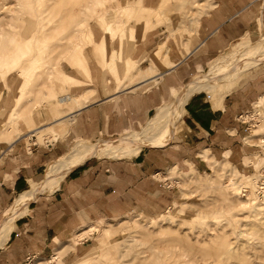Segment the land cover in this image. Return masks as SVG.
Instances as JSON below:
<instances>
[{
    "label": "crops",
    "instance_id": "0c3cea01",
    "mask_svg": "<svg viewBox=\"0 0 264 264\" xmlns=\"http://www.w3.org/2000/svg\"><path fill=\"white\" fill-rule=\"evenodd\" d=\"M161 1L136 0L141 7L153 9ZM203 3L206 6L201 12ZM198 13L195 21L190 20L193 27L188 23L183 29L181 23L172 24L167 18L134 41H121L119 35L112 38L101 26L92 25L95 45L85 50V70L64 75L74 82L71 94L68 92L73 97L71 102L76 99L81 103L71 113L66 112L68 117L73 114L72 117L67 118L66 113L60 117L68 119L64 139L46 141L44 146L35 147L34 142L28 146L26 139L31 140L36 133H31L34 128L28 129L22 123L19 135L0 143V159L10 152L14 154L13 158L0 161V226L16 214L21 197L41 187L49 180L54 165L68 157L65 140L76 138L92 143L101 137L121 135L100 140L115 142L140 133L131 130H138L161 108L178 102L186 88L202 77L187 82L205 71L234 43L246 35L264 34V0H201ZM179 32L187 37L182 38ZM238 77L228 78L226 82ZM263 87V81H252L224 97L217 96L216 102L211 100L209 88L195 92L187 100L177 123L159 142L147 145L137 156L93 157L78 166L63 179L59 189L38 194L14 220L5 244L0 247V264L33 261L43 264L47 260H42L56 253L61 256L76 245L62 258L64 263H69L86 251L85 241L73 244L75 233L84 223L132 214L171 212L181 205V197L169 176L179 171L173 168L165 172L173 166L190 165L198 172H205L210 168L203 159L205 154L216 161L226 159L248 172L249 150L241 145L245 125L240 119L242 112L260 97ZM180 89L174 101L166 104L174 98V91ZM52 119L48 120L51 123L45 121L36 127L43 128L46 122L52 124ZM181 120L182 132L174 138ZM165 139V145L156 146ZM58 158L47 168L48 179L36 180L40 176L33 179ZM159 174H165L164 178H158Z\"/></svg>",
    "mask_w": 264,
    "mask_h": 264
},
{
    "label": "rangeland",
    "instance_id": "374dc122",
    "mask_svg": "<svg viewBox=\"0 0 264 264\" xmlns=\"http://www.w3.org/2000/svg\"><path fill=\"white\" fill-rule=\"evenodd\" d=\"M60 1L59 4L50 3V5L47 0L41 1V4L39 0H0V143L9 142L19 135L22 123H25L28 129H32L41 122L55 118L54 106H58L65 113L72 111L71 101L60 103V100L73 98L70 95L73 80L70 82L67 78L65 80L61 78L58 84L54 85V95L46 97L44 95H50L48 90L53 84L45 72L42 77H38L37 73L43 69L42 62L45 60H51L53 64L50 69L52 76L54 74L69 75L72 71L83 72L86 67L85 50L95 45L91 29L93 24L105 29L106 24L112 21L113 32L105 29L112 38L119 35L121 41L122 39L134 41L158 23L166 21L167 18H170L172 24L181 23L183 29L187 28L188 23L191 27L190 20L195 21L199 16L198 9L201 3V0H189L188 3L186 0H169L165 7L162 5L164 1L162 0L158 8L153 9L141 7L142 5L140 6L136 0H134L135 4L131 0ZM205 6L206 3L200 5L201 12L204 11ZM151 10L161 14L160 18L154 17ZM103 11L107 12L105 19L100 17ZM142 15L145 18H142ZM42 18L44 21L40 20ZM35 25L37 27L43 25L42 32L38 33ZM1 30L4 31L1 32ZM17 31L21 35L15 40L29 43L31 46L29 45L28 48L33 50L34 54H31L36 57V60H32L33 55L30 54L21 65L13 66L10 63V54L4 51L5 46L11 42V37ZM179 33L182 38L187 37L184 33ZM262 35L264 34L244 36L213 60L205 71L193 76L187 83L197 76V78H203L209 74L210 68L221 63L231 53L233 54L241 44L257 41ZM38 41H42L40 54H36ZM77 41L81 43L75 52L77 60H70V51L73 50ZM226 80L227 78H222L208 84L206 89L209 88L207 92L212 101L216 102L217 96L224 97L252 81L264 82V61L246 72L243 71L235 80L229 82ZM1 82H3L2 85ZM27 88L33 89L34 93L26 97L23 93ZM182 89L174 91V98L166 104L172 103ZM263 89L264 87L261 90ZM16 111L20 112L21 118L19 115L13 116ZM44 114L47 115L46 119ZM28 116L31 119H28ZM240 122L245 125L241 145L249 150L246 156V162L250 167L248 172L241 171L226 159L216 161L208 154L203 156L210 167L205 172H198L192 165L170 167L165 174L173 168L179 171V173L171 174L169 180L171 185H175L177 194L181 197V205L171 212L156 215L132 214L117 219L84 223L72 240L73 244L85 241V253L74 261L64 263L62 258L71 249H75V245L61 256L56 253L58 260H61L59 263L264 264V201L259 200L260 197L253 193L255 178L260 175L264 167V91L246 112H242ZM144 126L131 131H142ZM67 127L68 121L64 122L62 128L57 131L59 133L57 138H54L56 131L51 130L48 134L44 133L41 138V135L38 134L39 137H37L36 134L31 140L26 139V143L30 146L34 142L37 147L46 145V141L53 143L60 138L64 139ZM181 132L182 120L176 126L174 138ZM120 136L101 137L92 143H101L103 141L100 140L116 139ZM79 141L76 138L65 140L66 153L70 152ZM166 143L167 139L156 146ZM7 157L13 158L14 154L8 153L0 159L1 163L5 162ZM60 158L43 168L33 179L38 176L40 177L36 180L46 179L47 168ZM108 159L115 158L108 157ZM215 165L218 166L213 170L212 167ZM221 170L224 171L222 174ZM165 174H159L157 177L162 179ZM231 178L242 183V188L231 194L223 193L222 191L227 189H223L222 183L225 185ZM243 188H248L249 191L245 195L242 194ZM167 213L171 215H165ZM48 259L42 260V262L47 260L43 264H59ZM39 262L33 261L30 264H41Z\"/></svg>",
    "mask_w": 264,
    "mask_h": 264
},
{
    "label": "bare ground",
    "instance_id": "6f19581e",
    "mask_svg": "<svg viewBox=\"0 0 264 264\" xmlns=\"http://www.w3.org/2000/svg\"><path fill=\"white\" fill-rule=\"evenodd\" d=\"M39 1L41 4V1H43V0H39ZM47 2L49 4L53 3V5L57 4L58 2L61 3L60 0H47ZM168 3H169V0H164L162 5H164L166 7V5ZM109 7H111V6H109ZM0 11H1V7H0ZM105 11H106V9H105ZM105 11H103L102 15L100 16L102 19H105V17H107V12H105ZM151 11H152V13H154V17L160 18L161 14H159L158 12H156L154 10H151ZM141 17L145 18V16H143V15ZM42 19H40V20L44 21V19L43 20ZM37 24H38V22H37ZM112 25H113L112 21L108 22L105 26V29L112 33L113 32ZM40 26L41 27L36 26V30L38 31V33L42 32V29L44 28L43 25H40ZM19 30L22 31L21 29H19ZM3 31L1 30V32H3ZM11 35H12V33H11ZM20 35L21 34L18 33V31H17L14 34V36L11 37V42L5 46L4 52L10 54V58H11L10 63L13 66L21 65V63L24 62L25 58L29 57V55L31 53H33V50H29V48H28V46L30 45L29 43L25 44V43H22L20 40H15ZM1 38H3L2 34H1ZM41 42L42 41H38L36 43V45H37V48H36L37 53L36 54L41 53L40 52ZM80 44L81 43H78V41H77L73 50L70 51V55H69L70 60L71 59L77 60V58L75 57V54H76L75 52H76V49L79 47ZM70 46H68V47L70 48ZM68 47H67V49H68ZM33 54H31V56ZM32 58H33L32 60H36V57H34V55ZM29 61H30V59H29ZM262 61H264V36L261 37L257 41L245 42V43L241 44L233 54L231 53L221 63L210 68L209 74L204 76L200 81L194 82L192 85H190L186 88L183 97L178 102H175L171 105H167L164 108H161L157 112V114L148 122V125H146L140 133L124 136V137H122V139H120V141H115V142H108V141H103L101 143H91V142H87V141L77 142L74 145V147L70 150L68 157L65 160H63L62 162L54 165V167L50 173L49 180H47L45 183H43L41 185V187H37V188L33 189V191L28 192L21 197L19 208H18L16 214L10 216L0 226V247H2L5 244V242L8 238V235L12 229V225H13L14 220L17 219L20 215H22L26 211L27 206L36 198V196L38 194H40L41 192H47V193L55 192L57 189H59L60 184L62 183L63 179L70 172H72L78 166L82 165L87 160H89L93 157H105V156H107V158L111 157V158H115V159H123V158H132L134 156H137L140 153V151H142V149L144 147H146L147 145L155 144V143L159 142L167 134V132L170 130V128L173 127L177 123V121L183 116L184 106L192 94H194L195 92H198V91L205 90L209 83L217 81L218 79H222V78L228 79L231 77H237L238 75L243 73V71L246 72V71H248V69L250 70L251 67L258 65ZM42 63L44 65V66H42L43 69L41 71H39L37 73V75H38V77H42L44 75V72H45L46 75L51 79V83L53 85H51L50 89L48 90L50 92V95L45 94L44 96L52 97L55 93V86L54 85L58 84V82L61 80V78L65 80L66 77L61 75V74H58V75L54 74L53 76H52V74H50V72H51L50 69L52 68V65H53V64H51V60H45ZM33 93H34L33 89L27 88L23 94L26 95V97H27ZM64 101H66V102H64ZM68 101L69 102L72 101V98H67V99L64 98V99L60 100V103H67ZM71 105H74L73 107L77 108V107H80L81 103L79 101H77L76 99H73V102L71 103ZM54 107L56 109V112H55L56 115L54 116L55 119L54 120L52 118H50V119H52V122L56 123V124H53V123L50 124L51 121H48L50 123L46 122L47 126L45 125L43 128H40V125H39V128L36 127L31 131L29 130L31 133H36L37 135L39 134V135H41L40 136V138H41L44 133L48 134L51 130H54V131H56V135L54 136V138L58 137L57 134H59V133L57 131H59V129L62 128L64 122H66L65 120H68V119H65V120L62 119L61 120L60 117H62V115L65 114V111H63L58 106H54ZM69 112L70 111H68V113ZM19 113L20 112L16 111V113H14L13 116L19 115ZM68 113H66V116L69 115ZM31 114L29 115L30 117H31ZM72 115L73 114H71L70 116L72 117ZM29 116H28V119L30 118ZM21 117L22 116H20V118ZM69 117L67 116V118H69ZM57 118H59V119H57ZM12 120L15 121V119H12ZM32 122H34V121H32ZM48 124H50V125L48 126ZM39 135L37 137H39ZM220 172L222 174L224 171L221 170ZM231 179L229 181H227V183H225V181H224L225 185L222 183L223 189H227L225 191H222L223 193L228 192L229 194H231L235 191L237 192L238 190H240L242 188V183H240L239 181H235V179H233V178H231ZM245 189L246 188H243L242 192ZM259 200L264 201V198H259ZM58 259L59 258L55 254L53 257L50 258V261L53 263L54 262L59 263L60 260H58ZM76 264H81V262L76 263Z\"/></svg>",
    "mask_w": 264,
    "mask_h": 264
},
{
    "label": "built area",
    "instance_id": "2783aa9c",
    "mask_svg": "<svg viewBox=\"0 0 264 264\" xmlns=\"http://www.w3.org/2000/svg\"><path fill=\"white\" fill-rule=\"evenodd\" d=\"M248 189H245L242 194L245 195ZM257 197L264 198V167L261 169L260 175L255 178V190L253 192Z\"/></svg>",
    "mask_w": 264,
    "mask_h": 264
}]
</instances>
